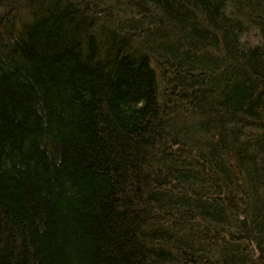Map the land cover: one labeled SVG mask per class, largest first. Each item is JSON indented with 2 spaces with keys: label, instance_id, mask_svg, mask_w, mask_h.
<instances>
[{
  "label": "trees",
  "instance_id": "obj_1",
  "mask_svg": "<svg viewBox=\"0 0 264 264\" xmlns=\"http://www.w3.org/2000/svg\"><path fill=\"white\" fill-rule=\"evenodd\" d=\"M0 264H264V0H0Z\"/></svg>",
  "mask_w": 264,
  "mask_h": 264
}]
</instances>
